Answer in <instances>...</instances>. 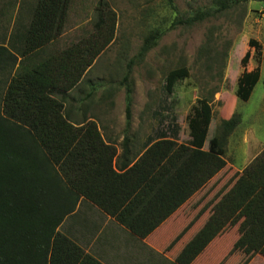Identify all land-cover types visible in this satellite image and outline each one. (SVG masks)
<instances>
[{"label":"rangeland","instance_id":"rangeland-1","mask_svg":"<svg viewBox=\"0 0 264 264\" xmlns=\"http://www.w3.org/2000/svg\"><path fill=\"white\" fill-rule=\"evenodd\" d=\"M101 1L115 14V37L69 93L64 111L71 122H95L118 155L125 138L134 152L142 153L148 138L169 125L177 126L176 141L188 145L189 119L203 100L213 115L204 149L226 166L148 242L84 202L60 232L103 264H264V245L259 246L264 192L243 175L264 151V2L237 0L229 10L184 26L176 20L214 10L215 0H173L172 5L168 0H71L65 31L49 51H62L89 37ZM28 2L0 0V45L19 30ZM157 32L162 38L141 57L145 39ZM250 41L259 44L261 55L250 48ZM248 51L247 70L259 69L261 79L250 100L242 102L236 92ZM183 68L189 76L167 95L168 75ZM127 86L133 100L129 124ZM235 115L242 122L220 148L222 125Z\"/></svg>","mask_w":264,"mask_h":264},{"label":"trees","instance_id":"trees-1","mask_svg":"<svg viewBox=\"0 0 264 264\" xmlns=\"http://www.w3.org/2000/svg\"><path fill=\"white\" fill-rule=\"evenodd\" d=\"M236 2L215 0L214 10L175 24L193 26ZM70 4L71 0H37L28 23L0 45V264H102L60 232L83 202L133 236L147 239L226 166L221 157L204 149L213 115L212 106L203 100L190 116L188 145L176 141L177 126L169 125L148 138L142 153L134 152L125 138L118 155L95 122H71L65 101L114 41L116 19L108 3L101 1L89 37L62 51H49L65 31ZM162 36L157 32L146 38L140 56ZM249 46L261 55L257 42ZM250 59L248 51L241 61L244 71L236 97L242 102L250 100L261 79L259 69L247 70ZM188 76L184 68L170 72L167 95ZM126 92L129 124L130 86ZM241 122L235 115L223 123L220 148ZM243 175L264 192V151ZM205 238L212 240L208 234ZM259 244L264 245V235Z\"/></svg>","mask_w":264,"mask_h":264},{"label":"crops","instance_id":"crops-1","mask_svg":"<svg viewBox=\"0 0 264 264\" xmlns=\"http://www.w3.org/2000/svg\"><path fill=\"white\" fill-rule=\"evenodd\" d=\"M36 1L37 0H31V3H29L28 2V4H25V7H24V9H23V11H24V14L26 15V17H24L23 19H22V22L20 23V25H19V31H20V29H21V26L22 25H26L27 23H28V20H29V16H30V13H31V10H32V7L35 5V3H36ZM51 47V46H50ZM49 47V48H50ZM50 50V49H49ZM89 203V202H88ZM89 204H91V203H89ZM92 205V204H91ZM93 206V205H92ZM177 213V212H176ZM175 213V214H176ZM172 218V217H171ZM171 218H169L166 222H168ZM166 222L162 225V226H164L165 224H166ZM161 226V227H162ZM161 227L159 228V229H161ZM126 229V228H125ZM159 229H157L156 231H158ZM126 232H128L129 234H131L127 229L125 230ZM132 235V234H131ZM133 236V235H132ZM134 237V236H133ZM150 237V236H149ZM136 238V237H135ZM148 240H149V238H147V239H145V241L146 242H148ZM98 260V259H97ZM100 261V260H99ZM101 262V261H100ZM135 262V261H134ZM102 263V262H101ZM136 263V262H135ZM103 264V263H102Z\"/></svg>","mask_w":264,"mask_h":264}]
</instances>
